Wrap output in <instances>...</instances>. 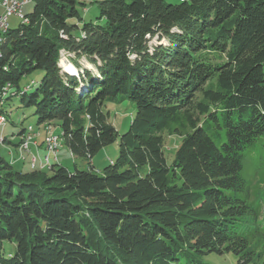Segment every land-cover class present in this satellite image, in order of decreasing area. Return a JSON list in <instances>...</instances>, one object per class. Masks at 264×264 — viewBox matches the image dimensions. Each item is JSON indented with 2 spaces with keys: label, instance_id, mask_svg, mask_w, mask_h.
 <instances>
[{
  "label": "trees",
  "instance_id": "obj_1",
  "mask_svg": "<svg viewBox=\"0 0 264 264\" xmlns=\"http://www.w3.org/2000/svg\"><path fill=\"white\" fill-rule=\"evenodd\" d=\"M30 2L0 33L4 125L32 108L75 159L118 150L98 173L0 155V264H264V0H98L86 22L82 0ZM123 101L119 134L108 107Z\"/></svg>",
  "mask_w": 264,
  "mask_h": 264
},
{
  "label": "rangeland",
  "instance_id": "obj_2",
  "mask_svg": "<svg viewBox=\"0 0 264 264\" xmlns=\"http://www.w3.org/2000/svg\"><path fill=\"white\" fill-rule=\"evenodd\" d=\"M79 1H81V0H79ZM82 1L85 3L86 8L83 9V6H78V9L82 14L83 21L86 22V21L92 20L96 16L94 1H98V0H82ZM164 1L166 3H179L182 0H164ZM91 2H93V3L89 4ZM28 7L30 8V10L32 9V2H30V4H28V6H26L23 9L25 13L30 12ZM19 24H20L19 20L9 22L7 28L9 30L15 29L19 26ZM2 32H3V30L0 29V33H2ZM69 56L70 55H67L66 52H63V51L60 52L59 66L62 68L63 71H65L63 65L70 64L69 63ZM80 63L84 67H89V64L86 63V61L84 59H81ZM65 72H67V71H65ZM67 73H69V72H67ZM41 74H42L41 72L37 71L26 79L27 82H31V81L34 82L32 87L30 88V90L33 87H35V85L37 84V82L39 81V79L41 77ZM70 74H72L71 76H77L78 73L76 71L75 73H70ZM5 107H6L5 104H3L2 107L0 106V108H5ZM33 111L34 110L32 108L15 109L12 111L10 117L7 118L6 124L3 127L0 126V137L10 139L13 142V144H15L19 139V137L16 136L17 132H19L21 129L27 130L26 136L22 139V141L20 142V144L18 145V147L16 149L13 147H8L4 143L0 142V155L5 157L6 159L10 158L8 155L9 154L8 150H10L12 153L17 152V157H15V158L12 157V159H11V161L14 164L20 160V159L18 160V158H20V156L24 158L23 160H20V161L28 162V156L26 154H28L29 151L26 153H23V155H20V152H19V146H21V143L24 141V139H31L32 132H29L28 128L32 127V130L36 133L34 135L36 137V136H38V133L41 135H43V133H45V130H46L45 126L46 125L51 126L50 124H46L44 126L36 125L37 117L35 115H33ZM108 112H109V118H108L109 122L114 126V128L118 131L119 134H122L127 130V128L130 125L131 118H132V115L134 112V106L129 101H123V102L118 103V104L109 105ZM51 129L53 132H54V130H57L55 135H57L59 137L58 151H60V150L62 151V149L66 150L67 148L65 145V140L62 137L61 131L59 130V128L58 127L53 128V126H51ZM44 138H43V140H44ZM31 144H32V142H31ZM179 144H180V138L176 135H172V136H169L166 138L165 145H164V156H165L168 164L171 162ZM111 149L115 150L116 153L113 152L110 154ZM106 150L108 151L107 153L109 155V158H113V160H115L117 157V150H118L116 143L103 148L93 158L98 159V157H100L102 155L101 153H105ZM100 159H101V163H99V164H101V165L96 167L97 169H94V171L97 173L102 171L103 168H105L109 162V159H107V161H104V163L102 162L103 158H100ZM76 161H77V164H78L77 167L79 168V170H87L88 169V167H89L88 161H85L82 159H76ZM67 166L69 168L68 171H70V172L74 171V166H73L72 162H69V164ZM16 167L18 168L19 166H16ZM201 261L204 264H236L235 257L232 256L231 254H225V255H221V256L216 255V254H208V255L203 256L201 258Z\"/></svg>",
  "mask_w": 264,
  "mask_h": 264
},
{
  "label": "crops",
  "instance_id": "obj_3",
  "mask_svg": "<svg viewBox=\"0 0 264 264\" xmlns=\"http://www.w3.org/2000/svg\"><path fill=\"white\" fill-rule=\"evenodd\" d=\"M21 1H25L24 5H22V7H21V12H22L23 15H25L26 13L24 12L23 9L26 6H28V4H30V0H21ZM29 11H31L30 8H29ZM1 14H3V9L0 7V15ZM16 20H19L17 18V16L9 17L8 18V22H7V26L9 24V22L16 21ZM54 133L56 134L55 131H54ZM46 137H47L46 131H45V133H43V135L38 133V136H36V137L33 136L32 144L29 145V153L26 154L28 156V162H24V161L22 162V161L19 160L14 165L15 166H19L18 168H22L24 170H28V167H30V164H31V162L29 163V161H31L30 160L31 157L34 156L35 160H36L34 167H38L40 169H44V168L41 167L42 166L41 163H42L43 156L45 155ZM43 138H44V140H43ZM18 141H19V139H18ZM18 141L15 144H13V142L10 139H7L6 143H4L3 141H1V142L4 143L8 147H13V148L16 149L17 148L16 144L18 143ZM8 152H9L8 155H9L10 158L7 159V160L10 161L12 159V157H14V158L17 157V152L13 151L14 153H12L10 150H8ZM107 152L108 151L106 150L105 153H101L102 155L100 157H98V159L92 158L89 161V165H91L94 169H97L96 167L101 165V164H99V163H101V159L100 158H103V160H102L103 163H104V161H107V159H109V162L114 161L113 158H109V155H108ZM113 152L116 153L115 150L111 149L110 154L113 153ZM56 155H57V161H56V159L54 160L53 156H51L49 165L50 164H56V165H60V166H62L64 168H66L67 170H69V168L67 166L69 164V162H72L73 165H74V163L77 162L76 159L73 158V156L70 154V152L67 149L66 150L62 149V151L61 150L58 151V149H57Z\"/></svg>",
  "mask_w": 264,
  "mask_h": 264
},
{
  "label": "built area",
  "instance_id": "obj_4",
  "mask_svg": "<svg viewBox=\"0 0 264 264\" xmlns=\"http://www.w3.org/2000/svg\"><path fill=\"white\" fill-rule=\"evenodd\" d=\"M24 3L25 1H21V0H1L0 7L3 9V14L0 15V25L6 24L8 22V18L11 16H17V18H22L21 7L22 5H24ZM3 125H4L3 117L0 116V126ZM35 134L36 133L32 131L31 139H24L23 146H19V148L22 150L23 147H29V145L32 142L33 136ZM53 152H55L54 149ZM56 161H57V155H56ZM32 162L35 165L34 156H32Z\"/></svg>",
  "mask_w": 264,
  "mask_h": 264
},
{
  "label": "bare ground",
  "instance_id": "obj_5",
  "mask_svg": "<svg viewBox=\"0 0 264 264\" xmlns=\"http://www.w3.org/2000/svg\"><path fill=\"white\" fill-rule=\"evenodd\" d=\"M6 28H7V23L0 25V29H2L3 32L6 30ZM63 67H64V70L69 72V73H75L76 72V69L71 64H68V65L65 64V65H63ZM3 122H4V120H3ZM28 131L31 132V128H29ZM0 141H1V139H0ZM23 144H24V141L21 143V146H23ZM58 147H59V143H58L56 137H51V139L49 140V143L46 146L45 155L43 156V159H42V163H41L42 168H47L49 166L51 156L54 157V160L56 159L55 154L57 152ZM53 149L55 152H53ZM28 151H29V147H23L22 150L19 148L20 155H23V153H26ZM20 159H22L21 156H20ZM35 162H36V160H35ZM31 166L34 167V164L32 162V158H31Z\"/></svg>",
  "mask_w": 264,
  "mask_h": 264
},
{
  "label": "water",
  "instance_id": "obj_6",
  "mask_svg": "<svg viewBox=\"0 0 264 264\" xmlns=\"http://www.w3.org/2000/svg\"><path fill=\"white\" fill-rule=\"evenodd\" d=\"M65 73H66V72H65ZM67 74L72 75V74H70V73H67Z\"/></svg>",
  "mask_w": 264,
  "mask_h": 264
}]
</instances>
